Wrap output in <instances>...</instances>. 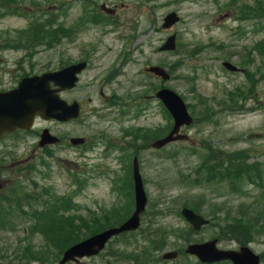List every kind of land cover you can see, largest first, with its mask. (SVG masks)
<instances>
[{"label":"rangeland","instance_id":"1","mask_svg":"<svg viewBox=\"0 0 264 264\" xmlns=\"http://www.w3.org/2000/svg\"><path fill=\"white\" fill-rule=\"evenodd\" d=\"M258 1L264 11V0ZM88 2L117 6L126 23L121 29H109L107 24L88 27L79 34L88 41L104 37L92 57L94 67L79 77L64 99L79 101L94 112L48 127L66 140L102 133L111 149L105 155L100 151L78 154L68 147L52 150L47 178L33 177L50 186L53 196L72 198L68 211H62L72 228L64 232L61 225L49 231L38 220L33 227L26 210L15 212L10 207V214L1 213L7 204L0 203V262L56 261L59 248L74 237L96 233L114 218H127L134 207L128 168L133 158L147 199L140 227L113 239L101 254L80 264H153L165 252H181L192 241L212 237L219 238L224 248L240 242L264 254V15L249 13L254 0ZM82 3L0 0V37H58V31L52 30L61 26L69 30ZM68 5L73 8L67 10ZM63 7L65 17L60 19ZM170 12L177 14L179 22L163 30L162 20ZM130 16L134 19L128 23ZM173 33L176 50L158 53L157 48ZM54 58L50 52V66ZM223 61L243 72H226L220 66ZM148 66L164 68L169 80L146 74ZM102 85L104 98L98 94ZM163 87L181 97L193 122L182 130L187 141L154 150L145 144L158 135L155 131L167 129L170 118L158 101L146 97ZM35 141L31 134L8 136L0 142V158L22 159ZM97 148L103 150L104 144ZM202 156L208 161L204 168ZM75 175L85 182L84 187L73 183ZM25 179L28 176L16 175L14 181ZM184 206L207 218L209 225L191 234L178 213ZM51 217L47 216L48 223ZM182 253L165 263L193 264L194 258Z\"/></svg>","mask_w":264,"mask_h":264},{"label":"flooded vegetation","instance_id":"2","mask_svg":"<svg viewBox=\"0 0 264 264\" xmlns=\"http://www.w3.org/2000/svg\"><path fill=\"white\" fill-rule=\"evenodd\" d=\"M73 6H67L68 9ZM112 8V9H111ZM122 8V7H121ZM64 9L59 12V17L62 19L64 16ZM78 14L73 21L72 25L69 26V30L64 27H56L52 30L58 31V37L48 36H29V37H0V94L8 93L12 90H17L21 85L23 86L28 82L29 79L34 77L40 78L49 72L62 71L68 67H72L79 63L84 64L83 71L78 75L79 77L91 70L92 57L97 54L101 44L100 40H103L104 36L101 37H80L82 31L88 27L103 26L106 22H109L116 28L121 27L120 22L123 24L125 18L119 12L117 7H109L105 5L90 4L88 1L78 6ZM130 19V18H129ZM113 22H119L115 25ZM129 23L130 20H128ZM45 32L48 34V26L44 25ZM95 40L94 42H92ZM52 52L55 56L51 60L52 64L49 65V53ZM78 57H76V54ZM82 52V54H81ZM78 81L75 87L78 85ZM105 80H102V84ZM47 87L51 89H58L53 83H47ZM75 87L72 89L74 90ZM60 91V97L64 100V94L72 91ZM99 97H106L102 89H98ZM74 100H69L73 102ZM76 101V100H75ZM68 102V101H67ZM90 98L85 100L87 106L90 105ZM80 105V116L82 114H89L94 112L91 109L85 110L82 104ZM59 124L56 121H44L35 117L33 120L32 128L23 131L16 130L11 134H5L2 140L7 136L13 134H31V137L36 140L34 147L28 149L25 156L19 160H10L0 158V200L5 201L6 194L9 196V202L12 205L15 212L26 210V214L31 219H42L45 216L46 199L44 193L46 185L38 180H34V177H42L46 175V168L48 167V159L50 154L53 155L52 150L56 148L69 147L78 154H84L86 152H99L100 154H108L110 145L108 140L106 141V135L98 133L96 135H90L82 137L83 141L76 146L71 147L68 143V139L63 138L58 133L50 131L48 124ZM48 129L49 132L55 136L58 141L55 145H39L40 133ZM101 143L104 144L103 150L97 148ZM99 154V155H100ZM101 154V155H102ZM7 156V155H6ZM23 176L28 179L14 181L15 176ZM34 176V177H33ZM13 177V178H12ZM12 178L13 184L9 185V180ZM21 205V207H19Z\"/></svg>","mask_w":264,"mask_h":264},{"label":"water","instance_id":"3","mask_svg":"<svg viewBox=\"0 0 264 264\" xmlns=\"http://www.w3.org/2000/svg\"><path fill=\"white\" fill-rule=\"evenodd\" d=\"M178 22V17L175 13L167 14L163 19L162 28L169 29ZM175 49V34L167 37L164 43L158 48L160 52H169ZM222 66L231 72L238 71L230 63L223 62ZM82 64L77 68L66 69L61 72L45 74L40 78L34 77L17 90L0 95V137L5 132H12L15 129L28 130L31 127L34 116L37 115L43 120L54 119L60 122H67L71 119H76L79 115V106L73 102L68 105L61 101L55 93L57 90H50L47 83L52 82L60 89H71L76 82L75 74L82 68ZM146 72L161 78L163 81H168L169 76L166 71L160 67H149ZM154 97L158 99L172 118L173 125L169 133L155 140L151 147L160 149L168 143L175 141H185L186 135L179 134L181 127H187L192 123V118L187 112V109L181 98L173 91L167 88L158 90ZM57 141L52 137L47 130H43L40 136V145L53 144ZM81 142V139H71L70 143L76 145ZM135 211L132 216L118 228L108 229L88 238L76 245L68 248L60 260L59 264H64L67 261H73L82 257H90L96 255L108 239L112 236L125 231H133L138 227V216L144 210L146 198L142 189L141 179L138 173L137 161L134 159L132 164ZM181 215L190 223L194 230H199L201 226L206 225L207 221L202 217L195 215L188 209H182ZM215 240L203 244H191L185 249V253L194 255L201 263H213L222 260H229L232 264H258L259 259L256 255L246 248L242 247L239 251L218 250L215 247ZM176 256L175 252H169L162 256L163 259H173Z\"/></svg>","mask_w":264,"mask_h":264},{"label":"trees","instance_id":"4","mask_svg":"<svg viewBox=\"0 0 264 264\" xmlns=\"http://www.w3.org/2000/svg\"><path fill=\"white\" fill-rule=\"evenodd\" d=\"M258 7H260V4L258 5ZM257 12H258V13H262L263 10H258ZM257 12H256V13H257ZM168 129H169V126L167 127V129H165V131H161V132H159V131L156 132V131H155V133H157L158 135H156V136H152L151 139H155V138L161 137L162 135H164V134L168 131ZM163 132H164V133H163ZM130 135H131V136H139V135L136 134V133H131ZM151 139H150V140H151ZM150 140H149V141H150ZM148 143H149V142H148ZM148 143L145 144V145H148ZM136 145H137V144H135V147H136ZM127 149H128V148H127ZM210 158H212V157H210ZM202 159H203L205 162H203V163L201 164V167L204 168V167L206 166V163H207L208 161H207L206 156H202ZM220 163H221V162H220ZM240 169H243V168L240 167ZM252 169H255V168H252ZM248 173H252V174H254L252 170H248ZM249 182L254 183L253 181H249ZM230 189H233V187H230ZM68 205H69V202H68V201H63V204H61L60 206L62 207V209H63V208L67 209V208H68ZM70 229H71V227L64 226V232H68V231H70ZM66 235H67V234H64V236H65L66 238L69 239L70 237H68V236H66ZM83 237H84V236H81V237H74V239L71 240L70 244H71V243H74V242H76V241H78L79 239H81V238H83ZM41 260H43V262L46 261L45 258H44V259H41Z\"/></svg>","mask_w":264,"mask_h":264}]
</instances>
